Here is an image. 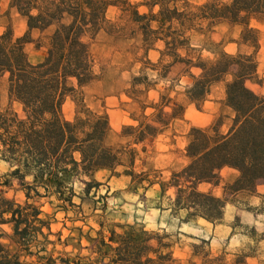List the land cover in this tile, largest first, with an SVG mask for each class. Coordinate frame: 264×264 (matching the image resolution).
<instances>
[{
    "label": "trees",
    "instance_id": "obj_1",
    "mask_svg": "<svg viewBox=\"0 0 264 264\" xmlns=\"http://www.w3.org/2000/svg\"><path fill=\"white\" fill-rule=\"evenodd\" d=\"M117 3L128 5L126 0H9V7L25 18L27 31L15 37L7 25L0 34V79H6L9 102L19 104L23 113L20 117L10 108L0 110V155L10 162V170L0 175V264H169L173 260L170 235L152 232L142 223L106 227L98 222L94 237L75 227L76 235L56 239L58 244L70 246V251L57 256L47 252L46 246L55 243L48 239L52 219L39 201L44 199L64 213L74 207L81 212L82 205L94 203L102 184L97 179L100 172L129 178L133 193L139 187L146 191L158 184L162 197L173 188L170 209L177 216L184 212L181 223L197 219L220 223L229 197L241 192L258 194V210L264 213V96L246 86L247 81L259 80V30L251 23L264 24V0L207 1L195 14L188 12L186 0H148L147 13L133 11L132 20L139 24L143 42L152 41L146 52L159 40L164 49L156 62L145 57L141 74L131 79L132 94L128 96L138 104L139 113L129 115L134 124L123 125L118 134L121 141L111 143L105 115L86 109V117L78 112L68 120L62 107L69 94L95 79L89 40L105 23L107 9ZM155 7L157 12H153ZM197 20L206 21L208 29L224 22L240 27L239 44L251 47L252 53L220 51L214 59L204 61L188 54L182 57L180 50L189 46L182 35L192 31ZM174 22L178 28L173 27ZM33 30L49 31L45 56L36 64L28 60L25 51ZM165 56L200 70L198 75H190L192 82L186 91L198 111L212 86L224 82V106L230 116L218 115L206 127H191L184 149L187 164L172 172L168 181H160L135 171L137 156L175 120L182 119L185 108L167 95H160L157 102H145L136 88L156 85L148 81L145 69L156 71L159 77L169 73L170 65L163 64ZM148 109L150 113H146ZM223 169L236 173L224 187L226 196L200 190L201 185H216ZM14 180L22 201L7 196ZM75 183L81 184L79 191L74 189ZM5 225L11 227L10 233L3 229ZM82 239L93 244V258L81 255ZM249 257L240 253L232 262L225 263L220 257L214 263L248 264Z\"/></svg>",
    "mask_w": 264,
    "mask_h": 264
},
{
    "label": "rangeland",
    "instance_id": "obj_2",
    "mask_svg": "<svg viewBox=\"0 0 264 264\" xmlns=\"http://www.w3.org/2000/svg\"><path fill=\"white\" fill-rule=\"evenodd\" d=\"M120 1V0H118ZM127 4L117 3L110 6L106 12V21L102 28L93 36L90 42V49L93 56V73L95 79L87 86L77 89L75 93L69 94L66 98L62 111L68 120H73L79 112L80 117H86L83 113L86 109L96 115H105L110 127L109 141L117 143L121 140L118 134L123 125L134 124L129 118L131 113L138 115V104L132 102L129 98L131 91V79L133 76H139L143 67L144 58L151 62H156L160 56V51L164 49L163 41H154L152 49L146 52L148 43L143 42L142 31L139 24L132 20L131 13H147L148 8L145 6L148 0H126ZM189 4V13H198V7L205 2H214L217 4L228 3L230 0H186ZM157 12V8H153ZM259 30V43L262 42L264 47V24L257 25L251 23ZM9 25L13 35L20 37L27 31L26 20L20 16L15 9L9 7V0H0V34ZM152 29L155 24L151 23ZM174 28H178L176 22ZM241 29L238 26H232L228 23H219L215 27L208 29L206 21L197 20L194 23L192 31L186 30L182 38L188 39L187 50H180L182 57L187 54L190 57L200 60L214 59L220 51L226 52L223 48L227 44H235L234 52L228 54H251L253 49L246 45L239 44V35ZM48 34L40 33L33 30L30 33L32 42L25 46L28 60L32 64L39 63L43 60L48 47ZM149 55H148V54ZM257 65L261 71L257 77L259 80L247 81L246 86L254 93L264 96V50L257 52ZM164 65H170V71L165 77H159L156 71L144 70L147 72L150 83H155V87L147 89L144 86H137L141 91L139 99L145 102H157L160 95H167L177 104L184 106L183 118L175 120L166 128L156 139L150 143L145 153H139L135 162L136 172H146L157 180L168 181L172 172L180 170L187 164L185 156V146L188 140V132L191 127L189 120H185V110L192 109L195 113L209 114L211 122L219 115L222 117L230 116L229 110L224 106V98L221 100V89L213 86L210 95L205 101L212 108H203L205 101L198 111L187 96L186 91L191 85L190 75H198L200 70L189 68L184 62H173L168 56L164 57ZM143 74V73H142ZM257 81H260L257 83ZM224 92H225V84ZM219 85V84H218ZM263 87V88H262ZM146 90V92H144ZM146 96V98H145ZM7 108L14 110L20 117H23L22 109L17 103H10L7 95V83L3 77L0 79V110ZM169 112V108H166ZM148 109L146 113H150ZM130 119L131 122L124 119ZM128 121V122H127ZM228 121H225L226 129ZM207 124L206 126H208ZM202 126V127H206ZM10 170V162L4 160L0 155V175ZM234 174L229 169H223L220 172V180L216 185H201L200 190L209 191L217 197L226 196L224 187L231 183ZM97 179L102 183L94 203L85 205L82 212L77 211V215L69 213L67 216L58 212L55 215L56 222L53 229L61 230L62 237L69 233L76 235L75 227L81 228L83 234L89 233L91 237L95 236V230L100 227L98 222H103L106 227L112 223L133 224L142 223L145 227L159 234H171L170 242L173 244V254L180 260L179 264H215L214 260L222 258L223 261L232 262L240 253L250 254L247 259L248 264H264V213H261L260 198L258 194L238 193L229 197L230 202L225 209V217L222 223L230 222L232 231L227 235L225 228L217 231L215 235L211 233L205 224L194 223L190 225H179L180 212L177 216L171 211V201L175 197L173 188H169L164 196H159V186H152L148 190L142 187L133 193L129 187V178L124 176L109 177L106 172H100ZM146 185V183L144 184ZM259 193L263 188L259 187ZM99 195L104 199H98ZM7 196L15 197L18 201L23 200V195L19 189L18 182L13 181V189L8 191ZM42 199L39 203H45ZM105 203V210L101 207ZM93 207V209H92ZM159 207V208H158ZM96 209V210H95ZM170 209V211L168 210ZM43 210L53 212L48 204L43 206ZM75 211V210H74ZM181 226L185 232H177V227ZM90 228L93 230L89 231ZM214 237V239H213ZM212 240L209 245V241ZM81 255H94L90 252L89 245L84 239L81 241ZM87 247V249H86ZM59 249V250H58ZM56 253L62 249L59 247ZM71 247L62 250L70 251Z\"/></svg>",
    "mask_w": 264,
    "mask_h": 264
},
{
    "label": "crops",
    "instance_id": "obj_3",
    "mask_svg": "<svg viewBox=\"0 0 264 264\" xmlns=\"http://www.w3.org/2000/svg\"><path fill=\"white\" fill-rule=\"evenodd\" d=\"M235 44H227L226 46H224V50L226 51V52H234L235 51V46H234ZM264 50V47L262 46V42H260L259 43V53L260 52H262ZM150 51V50H149ZM148 54V53H147ZM149 55V54H148ZM258 74H261V71H260V69L258 68V66H257V75ZM219 84V85H218ZM213 86H218L220 89H221V96H220V99L222 100L223 98H224V96H225V92H224V85L222 84V82H219V83H216L215 85H213ZM212 86V87H213ZM264 87V86H263ZM262 87V88H263ZM211 91H212V88H211ZM211 91H210V93H211ZM210 95V94H209ZM206 106H207V108H212L210 105H208V102L207 101H205V104H204V106H203V108H206ZM126 120H128L129 122H131V120L128 118V119H124V122H126ZM185 120H189V122H190V125L191 126H195V127H202V126H206L207 124H209V122H210V120H211V116L209 115V114H200V113H195V111L194 110H192V109H189V108H187L186 110H185ZM127 121V122H128ZM232 172H233V174H234V176H236V173H235V171H233V170H231ZM80 186H81V184L80 183H75V185H74V189L76 190V191H79V188H80ZM154 186H157V185H154ZM153 186V187H154ZM172 202V201H171ZM75 203L76 204H78V200H75ZM45 204H47V203H45ZM44 204V205H45ZM171 204V203H170ZM43 205V206H44ZM228 205V204H227ZM226 205V206H227ZM85 206V205H84ZM83 205H82V207H81V212H82V209H83V207H84ZM225 209H226V207H225ZM259 209V208H258ZM42 210H43V207H42ZM71 210H73V212H74V215L76 216L77 215V211H80L77 207H74V208H72ZM71 210H69L67 213H64L63 211L61 212V211H59V210H56V209H54L53 210V212H49V211H45V210H43L45 213H47V214H49L50 215V217H51V225H50V230H51V235L48 237V239L50 240V241H52V242H55L54 244H48L47 246H46V249H47V252L48 253H52L53 254V256H57L58 255V253L59 252H62V250L63 249H65L66 247H64V246H62V245H60V244H58L57 242H56V239H57V237L59 236L61 239H63V237H62V231L61 230H54L53 229V224L56 222V220H55V215L58 213V212H60V213H62V215H63V217L64 216H67L69 213H72V211ZM75 210V211H74ZM169 211H170V209H168ZM224 217H225V211H224V216H223V219H222V221L220 222V223H211V222H208V221H206V220H204V219H197V220H195V221H191V222H187V223H181L180 221H179V225H185V226H187V225H190V223L191 224H194V223H198V224H205V226H207V228H208V230L212 233L213 232V234L215 235V233L217 232V231H220L222 228H225L226 230H228L227 231V235L228 234H230L231 233V231L233 230L232 229V225L230 224V222H228L227 224H224V223H222L225 219H224ZM181 226H178L177 227V231L175 232L176 233V235H179V233H177V232H185V230H182V228H181ZM3 229L6 231V232H8V233H10L11 232V227L10 226H8V225H5V226H3ZM93 229V228H92ZM90 230V229H89ZM96 231V230H95ZM166 233V232H165ZM168 235H170V237H172L171 236V234H168ZM213 239H214V237H213ZM211 242H212V240H210L209 241V245L211 244ZM59 247H62V249H60V251L58 252V253H56V250L59 248ZM59 250V249H58ZM180 263V260H178L177 258H176V256H175V254H173V260L169 263V264H179ZM186 264H188V263H186Z\"/></svg>",
    "mask_w": 264,
    "mask_h": 264
}]
</instances>
